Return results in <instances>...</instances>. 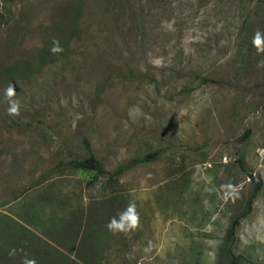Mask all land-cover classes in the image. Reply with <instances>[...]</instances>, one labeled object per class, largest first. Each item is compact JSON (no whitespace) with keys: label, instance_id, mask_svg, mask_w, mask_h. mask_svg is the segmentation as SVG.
Wrapping results in <instances>:
<instances>
[{"label":"rangeland","instance_id":"rangeland-1","mask_svg":"<svg viewBox=\"0 0 264 264\" xmlns=\"http://www.w3.org/2000/svg\"><path fill=\"white\" fill-rule=\"evenodd\" d=\"M261 61L264 0H0V222L33 238L0 264H217L256 183L234 251L264 264ZM87 146L162 154L110 178L66 165Z\"/></svg>","mask_w":264,"mask_h":264},{"label":"trees","instance_id":"trees-1","mask_svg":"<svg viewBox=\"0 0 264 264\" xmlns=\"http://www.w3.org/2000/svg\"><path fill=\"white\" fill-rule=\"evenodd\" d=\"M210 81V80H205ZM89 152L88 156L83 159H73L68 160L66 162V165L73 168V169H80V170H92L99 174H106L108 177H118L125 173L126 171L136 168L140 165L153 162L158 160L161 157V149H155L152 151L145 152L137 157L131 158L127 160L126 162H122L118 164L111 172H108L104 170V168L98 163L97 159L95 158L94 154L92 153V150L87 146ZM260 184L256 183L255 187L251 190L245 205L241 211H239L230 221L226 231L225 236L223 239V245L222 250L226 253V258L224 261H221L217 264H243L244 262L250 263V264H256L252 261H250L246 256H244L241 253H236L234 251V246L236 243V234L237 229L240 225V222L242 219H244L252 210L253 202L257 196V193L259 191ZM46 216H49V213L46 214ZM41 217H43V214H41ZM5 218V217H4ZM6 219V218H5ZM29 225H31V220L27 216V219H25ZM10 219H3V222H0V259L2 260V257L4 256L6 258V254L8 253V249L12 246L22 244L24 243V240L27 243H30L33 238L31 236V233L27 232V230L22 225H17V228L11 225ZM58 227L60 224L63 223L64 219L63 216H58ZM45 223H47V219L45 220ZM43 225V223L41 222ZM4 250V251H3ZM2 252H4L2 254ZM190 264H200L198 262H193Z\"/></svg>","mask_w":264,"mask_h":264},{"label":"clouds","instance_id":"clouds-1","mask_svg":"<svg viewBox=\"0 0 264 264\" xmlns=\"http://www.w3.org/2000/svg\"><path fill=\"white\" fill-rule=\"evenodd\" d=\"M253 45L257 48L261 45V33L257 32L252 41ZM63 49L59 46L58 41L53 40L52 47L50 51L52 53L61 52ZM258 66H264V61L259 62ZM15 95V88L9 85L8 88L4 90V96L8 99L9 107L7 109L9 115H16L19 111V101L12 99ZM137 221V215L135 213V206L130 204L126 208L124 212H122L119 216V220L116 218H112L109 220L106 227L111 231H119V230H128L129 228H135ZM25 264H35V261L26 260Z\"/></svg>","mask_w":264,"mask_h":264}]
</instances>
